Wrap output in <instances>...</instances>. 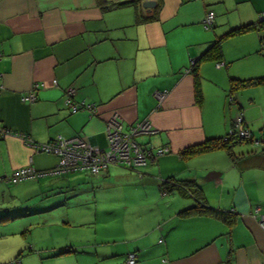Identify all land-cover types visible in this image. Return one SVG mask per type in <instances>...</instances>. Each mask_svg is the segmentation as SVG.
<instances>
[{"label":"crops","instance_id":"crops-1","mask_svg":"<svg viewBox=\"0 0 264 264\" xmlns=\"http://www.w3.org/2000/svg\"><path fill=\"white\" fill-rule=\"evenodd\" d=\"M119 1L0 0V128L6 130L0 134V264H129L130 253V264H264L258 223L264 214V83L236 85L264 76V30L226 35L256 22L264 0H154L150 8L144 0L113 5ZM209 11L213 21L206 28ZM219 38L221 56L199 59L195 76L192 61ZM30 91L35 100H22ZM156 91L164 92L161 99ZM68 98L92 104L94 111L72 112ZM114 112L125 130L144 120L151 125L153 132L135 137L153 154L147 165L133 170L109 164L99 175L82 170L7 181L17 168L42 171L57 163L20 133L39 143L79 136L105 149L106 121ZM239 114L251 141L185 153L225 136ZM159 148L165 151L155 155ZM167 177L187 181L208 208L197 210L194 198L176 190L163 193L160 183ZM95 181L102 187L120 181L144 196L137 206L124 200L113 206L135 213L105 230L113 239H55L43 248L13 223L61 204L77 182L93 188ZM50 194L51 207L33 211L23 203ZM13 201H19L17 211H11Z\"/></svg>","mask_w":264,"mask_h":264},{"label":"built area","instance_id":"built-area-1","mask_svg":"<svg viewBox=\"0 0 264 264\" xmlns=\"http://www.w3.org/2000/svg\"><path fill=\"white\" fill-rule=\"evenodd\" d=\"M259 18H264V11H262ZM213 21V13L207 12L203 19L205 27L211 25ZM264 48V40L262 41ZM195 60L192 61V63ZM220 64L217 63L216 66ZM156 96L161 99L164 92H155ZM24 101L35 100L33 92H28L22 96ZM68 98L66 103L70 106L71 111L75 112L77 109L86 108L91 112L94 111L92 104L77 105L70 102ZM4 128H0V134L5 133ZM153 129L147 121L135 122L130 125L128 129H124V125L119 115L114 112L106 121V138L107 147L100 149L95 145H91L87 139L73 136L63 137L57 136L46 142L39 143L33 141L29 135L20 133L21 139L38 152L51 153L57 157L56 165L48 170L38 171L32 166H26L15 169L7 178L8 182H18L24 179L33 178L44 174H59L67 171H82L86 170L93 175L101 174L109 164H118L137 170L140 167L147 165L152 160L153 154L148 147H141L135 140V137L144 133H151ZM235 132L238 136H247L248 131L243 127V118L239 114L228 131ZM165 148H159L155 151V155L161 154ZM258 223L261 228H264V214L259 215ZM134 261V255L130 254L127 262L130 264ZM13 264V261L7 263Z\"/></svg>","mask_w":264,"mask_h":264},{"label":"rangeland","instance_id":"rangeland-1","mask_svg":"<svg viewBox=\"0 0 264 264\" xmlns=\"http://www.w3.org/2000/svg\"><path fill=\"white\" fill-rule=\"evenodd\" d=\"M111 165L114 164H110V166ZM114 166L123 168V166L121 167L119 165ZM115 183L116 185L110 186V184H107L102 187V184L95 181L92 188L87 182H77L74 188L70 187L66 189V191L72 195L61 204L47 211L29 214L27 216H17V218H13V223L22 225V230L26 228L28 233L30 232V236H33V238L40 240L41 243L44 244L43 248L46 247L45 245H51L55 239L66 241L68 239L84 240L88 238L91 240L94 236H98L96 238L97 241L113 239L110 236H106L105 230L119 228L118 225H122L123 221L121 219L122 215L125 216V214L128 213V216L131 217L135 214L131 213V210H129L131 209L130 207L124 210L116 209V207L113 206L122 203V200L131 205L136 204L137 206L144 198L140 190L133 189L134 186H124L120 181ZM124 194L129 199H122V195ZM54 197V194H50L47 197L49 199H46V197L40 200L38 199L36 204L32 203L35 201L34 198H29L27 201L22 202L26 203L29 210L34 211L35 209H41V207H51L52 198ZM11 203V211H17L18 209L15 207L17 206L16 203H19V201H13ZM32 207L35 208L32 209ZM136 209H139V207ZM142 222H147L146 216L145 218L143 217ZM56 225L58 226L56 227ZM62 228H69V231ZM56 229H59V231ZM95 229H97V232ZM119 233L122 235V231H119ZM110 244L112 243L110 242ZM71 263L72 262H61L60 264Z\"/></svg>","mask_w":264,"mask_h":264},{"label":"trees","instance_id":"trees-1","mask_svg":"<svg viewBox=\"0 0 264 264\" xmlns=\"http://www.w3.org/2000/svg\"><path fill=\"white\" fill-rule=\"evenodd\" d=\"M139 1L140 0H123V1L113 3V5L122 6V5H128V4H136V3H139ZM208 27H206V28H208ZM250 29L264 30V18L258 17L256 22H249V23L242 24L240 26H236V27L230 29L226 33V35L240 34V33H243L247 30H250ZM221 39L222 38H219V40L217 39L216 41L211 43L208 46V48L205 50V52L202 53L200 58L196 59L191 64L190 71L192 73H195V76H196V72H197V62L199 61V59H206V58H210V57L219 58L221 56V49H220V40ZM262 83H264V76L260 77V78L241 80L236 85L247 86V85L262 84ZM243 127H244V125H243ZM244 128H245V130L248 131L247 136H238L235 132H233V133L227 132L225 134V136H223V137L208 138L204 142H201L199 144H194L191 147H188L185 150V153L186 154H195V153H201V152H205V151H209V150H213V149H218V148L231 149L232 145H234V144L244 142V141H251L252 140V133L246 127H244ZM263 132H264V128H263ZM160 189L163 193H170V192L176 190V191L180 192L183 196H190V197L194 198L195 201L197 202V204L195 205V208L199 211H205L208 208V206L204 203V200H203L202 196L199 194L198 190L196 188H192L187 183V181L178 180V179H175L173 177H167L161 181ZM214 215L216 217H220V218H223L225 220H228V218H227L228 215H224L223 213H218L215 211ZM130 254L134 255V253H130ZM129 255L127 256V259L129 257Z\"/></svg>","mask_w":264,"mask_h":264},{"label":"water","instance_id":"water-1","mask_svg":"<svg viewBox=\"0 0 264 264\" xmlns=\"http://www.w3.org/2000/svg\"><path fill=\"white\" fill-rule=\"evenodd\" d=\"M142 5L144 7L150 8V7H153L155 5V1L154 0H144Z\"/></svg>","mask_w":264,"mask_h":264}]
</instances>
